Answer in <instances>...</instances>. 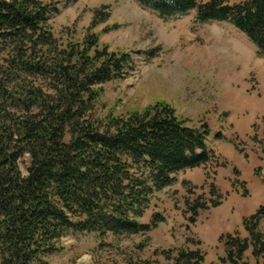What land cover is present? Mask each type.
I'll list each match as a JSON object with an SVG mask.
<instances>
[{
    "label": "trees",
    "instance_id": "16d2710c",
    "mask_svg": "<svg viewBox=\"0 0 264 264\" xmlns=\"http://www.w3.org/2000/svg\"><path fill=\"white\" fill-rule=\"evenodd\" d=\"M137 1L163 19L196 8L200 21L230 23L264 55V0L232 6L221 0ZM49 12L42 0H0V264H48L46 256L63 251L70 231H150L157 220L142 224L137 218L152 189L210 157L207 124L189 127L167 101L127 118L96 119L100 85L131 69L129 54L98 47V33L81 42L57 38ZM106 19L96 10L91 26ZM253 174L264 184L263 167ZM263 217L264 203L242 218L248 238L225 236L226 258L218 259L248 264L243 255L251 246L254 264H264ZM162 253L172 264L206 261L199 248Z\"/></svg>",
    "mask_w": 264,
    "mask_h": 264
},
{
    "label": "rangeland",
    "instance_id": "374dc122",
    "mask_svg": "<svg viewBox=\"0 0 264 264\" xmlns=\"http://www.w3.org/2000/svg\"><path fill=\"white\" fill-rule=\"evenodd\" d=\"M42 1L57 38L81 42L98 33V47L129 54L131 69L100 85L96 119L127 118L164 100L189 127L205 123L210 132L208 162L178 172L170 185L147 196L137 221L157 220L153 229L122 235L70 231L63 251L46 256L48 264H172L163 251L173 256L198 248L206 255L203 264H231L218 259L226 258L225 236L248 238L242 218L264 203V184L253 174L264 168V55L230 23L200 21L196 8L163 19L137 0ZM221 1L232 6L246 0ZM96 10L107 19L91 26ZM28 164V156L20 160L23 173ZM260 228L264 232V217ZM243 260L254 264L251 246Z\"/></svg>",
    "mask_w": 264,
    "mask_h": 264
}]
</instances>
